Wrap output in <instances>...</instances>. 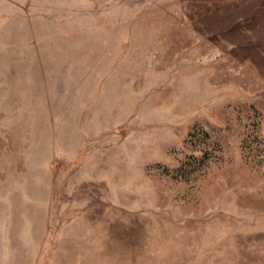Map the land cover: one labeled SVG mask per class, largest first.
Listing matches in <instances>:
<instances>
[{
    "label": "rangeland",
    "instance_id": "rangeland-1",
    "mask_svg": "<svg viewBox=\"0 0 264 264\" xmlns=\"http://www.w3.org/2000/svg\"><path fill=\"white\" fill-rule=\"evenodd\" d=\"M0 264H264V0H0Z\"/></svg>",
    "mask_w": 264,
    "mask_h": 264
}]
</instances>
